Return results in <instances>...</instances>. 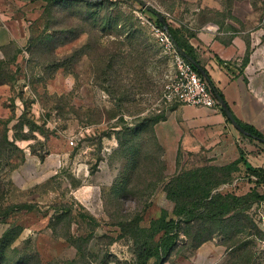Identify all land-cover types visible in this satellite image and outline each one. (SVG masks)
Wrapping results in <instances>:
<instances>
[{
    "label": "rangeland",
    "instance_id": "374dc122",
    "mask_svg": "<svg viewBox=\"0 0 264 264\" xmlns=\"http://www.w3.org/2000/svg\"><path fill=\"white\" fill-rule=\"evenodd\" d=\"M104 1L91 11L45 0L26 51L0 52V84L11 87L0 95V239H11L2 264H142L152 221L163 211L178 220L173 192L197 175L212 195L245 199L219 221H184L169 260L149 264H264L253 143L233 127L226 154L242 157L236 172L206 147L167 155L155 127L174 67L157 17L135 0ZM143 1L188 41L202 26L264 29V0ZM86 126L91 135L69 151L68 137ZM54 154L66 156L59 174Z\"/></svg>",
    "mask_w": 264,
    "mask_h": 264
},
{
    "label": "crops",
    "instance_id": "0c3cea01",
    "mask_svg": "<svg viewBox=\"0 0 264 264\" xmlns=\"http://www.w3.org/2000/svg\"><path fill=\"white\" fill-rule=\"evenodd\" d=\"M43 3L45 0H0V52L26 51L33 34V21L39 17ZM242 14L234 13L237 19L246 20ZM193 31L189 44L203 70L197 69L201 77L209 84L208 76L234 117L264 139V37L260 38L264 29L229 26L216 32L213 27L202 26ZM218 60L229 66L221 65ZM10 91L7 84L0 85V95ZM159 112L164 118L155 131L167 155L176 157L181 147H206L223 163L239 159L236 152L231 160L226 154L227 147L239 137L221 106L211 109L174 106L161 108ZM56 125L58 122L54 121ZM252 143L250 151L255 157L253 162L249 161L254 168L264 170V148ZM67 147L73 151L68 143Z\"/></svg>",
    "mask_w": 264,
    "mask_h": 264
},
{
    "label": "trees",
    "instance_id": "16d2710c",
    "mask_svg": "<svg viewBox=\"0 0 264 264\" xmlns=\"http://www.w3.org/2000/svg\"><path fill=\"white\" fill-rule=\"evenodd\" d=\"M47 1L53 2V0H47ZM68 1L72 2L75 0H68ZM79 1L84 3V5L87 6L91 11L101 8L105 3V1L95 2V3H89L84 0H79ZM165 20L168 23L166 18ZM156 24L159 26L161 30H164L163 24L158 19L156 20ZM112 28H113V24L111 20L105 22L104 29L111 30ZM168 32L172 37V39H174L175 42H177L179 47L185 53L195 58L190 48L188 39H184L181 35V32L183 35L185 34L184 31L177 30L170 23H168ZM218 62L226 67L229 66V64H225L222 60H218ZM198 73L200 76H202L199 71ZM207 80L209 81V86L213 91V93L215 90L223 98L222 94L219 93L217 89L214 87V85L211 83L208 76H207ZM218 106L220 105L218 104ZM222 112L226 117L228 123L231 124L225 112L223 110ZM235 120L241 125L243 129H245L247 132L250 133L251 136L244 135L245 138L249 139L251 142L263 146L264 148V142L256 140V138L254 137H258V136L256 134H253L248 126L242 124L239 120H237V118H235ZM159 122L160 121H158L157 124ZM240 159H242V157ZM240 159L226 166L225 169H229L232 172H236L237 166L242 161ZM250 169H252L253 175L257 179V183L264 184V170H256L251 167ZM206 177L203 176L199 177L198 175L189 177L188 183L179 186L182 187L180 190L178 191L174 190L173 195L177 200L176 207L174 210V215L178 217V220H175L174 218L169 219L167 213L163 211V214L159 219L152 221L151 227L148 229V233H150L149 236L150 238L148 239V242H146L141 248V254L139 256L140 261H142V264H149V262L153 259H155L156 261L160 260L161 262H167L169 260V258L171 257L173 251L177 246V240L180 237L179 229L184 221L191 222L192 220H195L196 217H201V219H204L209 222L219 221L222 218L226 217V215H229L232 212V210H236L239 204L238 202L245 199L233 195H226V196L212 195L213 187L211 186L201 187L200 185L202 181L206 183H210V181H208ZM177 182L179 181L177 180ZM198 192H201V194H198ZM253 196L256 198V200L264 201V194L259 195L257 192H255V194L253 193ZM184 198L191 199V201L184 203L182 201ZM197 202L201 203L202 206H204L205 208L204 212H199V210L197 209V207L199 206L197 205ZM159 235H161L160 239L156 240L157 236ZM10 241H11L10 233L6 234L0 239V264H2L3 262V255L6 253L7 249H9Z\"/></svg>",
    "mask_w": 264,
    "mask_h": 264
},
{
    "label": "built area",
    "instance_id": "2783aa9c",
    "mask_svg": "<svg viewBox=\"0 0 264 264\" xmlns=\"http://www.w3.org/2000/svg\"><path fill=\"white\" fill-rule=\"evenodd\" d=\"M209 31L212 32L211 29ZM158 37L174 67V75L166 84L158 100V106L161 108L187 106L210 109L218 107V101L208 82L199 75L196 67L177 50L172 37L165 30H161ZM91 133L92 128L89 126L80 128L78 132L68 137L69 146L76 147L80 140ZM52 159L55 162L56 174L61 173L66 167V156L54 154Z\"/></svg>",
    "mask_w": 264,
    "mask_h": 264
},
{
    "label": "water",
    "instance_id": "95a60500",
    "mask_svg": "<svg viewBox=\"0 0 264 264\" xmlns=\"http://www.w3.org/2000/svg\"><path fill=\"white\" fill-rule=\"evenodd\" d=\"M86 2L89 3H95V2H102L104 0H84ZM136 2H138L141 6H143L146 10H148L149 12L153 13L156 15L157 19L163 24L164 26V30L169 34L168 32V23L166 22L165 18L163 17V15L159 12H157L153 7H151L150 5H148L147 3H145L143 0H135ZM170 35V34H169ZM175 46L177 48V50L186 58L188 59L198 70H200L201 72H203V70L200 68V66L198 65V63L196 62V60L189 56L187 53H185L177 44V42H175V40L173 39ZM214 95L218 101V104L221 106L222 110L225 112L228 120L231 122V125L241 134L245 135V136H251L249 132H247L245 129H243L241 127V125L235 120L233 113L231 112L229 106L227 105V103L225 102V100L214 90ZM256 138V140H259L261 142H264V139L259 138V137H254Z\"/></svg>",
    "mask_w": 264,
    "mask_h": 264
}]
</instances>
